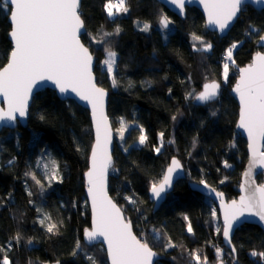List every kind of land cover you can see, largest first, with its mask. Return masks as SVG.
I'll list each match as a JSON object with an SVG mask.
<instances>
[{
  "label": "trees",
  "instance_id": "trees-1",
  "mask_svg": "<svg viewBox=\"0 0 264 264\" xmlns=\"http://www.w3.org/2000/svg\"><path fill=\"white\" fill-rule=\"evenodd\" d=\"M106 2L82 0L80 11L87 30L81 39L96 58L97 82L109 91L108 115L114 131L118 119L123 118L128 126L122 146L115 139L109 193L131 221L136 235L161 255L155 264H196L190 253L197 250L202 259L207 256L208 263L213 264L218 260L216 247L224 251L225 263L232 264L233 256L222 243L221 233H216L211 217L216 206L191 190L188 181L203 179L223 191L227 199L238 194L247 158L245 140L234 131L238 106L229 92L238 72L229 75L224 85L218 58L231 43L238 42L233 52V66L238 71L251 61L253 53L263 50L256 41L264 33V9L247 5L230 31L219 37L206 29L201 13L193 7H188L185 19H180L156 0H126L129 11L110 19L104 9ZM162 15L172 20L171 29H161ZM7 18L0 11V68L11 49ZM145 22L150 25L146 32L140 26ZM117 26L119 35L103 37L104 32H113ZM193 34L211 43L212 49L194 51ZM93 39H104L105 43H95ZM106 47L117 53L115 87L100 67ZM211 80L222 85L216 99L197 102L188 96L198 94L202 85ZM141 127L148 139L145 145H135ZM161 132L164 147L157 154L154 146L159 145ZM91 143L88 111L71 99H59L49 88L34 95L25 126L17 124L13 129L0 131V245L7 247L16 233L22 236L20 244L12 240V250L7 253L13 264H55L57 260L60 264H90L86 255L104 264L103 246H88L82 237L83 229L90 225L83 173L88 167ZM172 156L183 162L186 179L176 184L160 208L153 211L147 191L161 179ZM51 158L59 164L62 182L53 181L49 187L47 180L42 179V190L25 172H35L41 178L37 160L47 162ZM225 162L232 167H226ZM261 179L262 173L257 180L264 184ZM26 189L32 192L31 196ZM125 197H132L134 203ZM43 213L58 223L57 234H50L41 226ZM189 222L193 232L186 241L182 230ZM219 227L222 228L221 223ZM169 238L177 246L165 249ZM29 239L33 241L31 245L27 243ZM77 240L82 251L72 256ZM232 242L237 249V264H264L261 257L250 255L253 250L264 251L260 227L241 225Z\"/></svg>",
  "mask_w": 264,
  "mask_h": 264
},
{
  "label": "snow or ice",
  "instance_id": "snow-or-ice-1",
  "mask_svg": "<svg viewBox=\"0 0 264 264\" xmlns=\"http://www.w3.org/2000/svg\"><path fill=\"white\" fill-rule=\"evenodd\" d=\"M81 2L82 0H0V11H4L10 20L9 36L12 42L7 63L0 68V96L6 103V108L0 107V124L15 127L19 122L18 118H26L29 115V101L33 97L34 89L43 82H51L65 96L74 93L79 100L91 105L96 138L89 158L90 166L85 175L88 185L87 192L91 200L92 226L84 230V238L89 244L102 238V243L107 245V256L111 264H153V258L157 253L146 240L137 238L133 234L131 221L127 220L122 209L113 202L107 192V173L112 167V157L109 151L111 129L104 112L106 92L104 88L98 87L95 83L92 72L93 57L89 48L81 43V35L87 34L80 11ZM167 2L183 14L185 4L191 0H167ZM199 2L207 14V24L219 29L220 32L228 29L238 15L246 10L247 5H264V0H199ZM104 9L110 19L129 11L126 0H118V3L107 0ZM172 23L167 16H161L162 29H168ZM149 28L150 25L145 22L141 31L146 32ZM253 31L259 33L257 29ZM119 33L120 28L117 26L113 32H104L103 37L107 38L119 35ZM193 39L199 41L201 45L197 48L194 44V51L209 52L213 47L211 43H205L201 36L193 34ZM259 40L264 45V35H259ZM93 42L103 44L105 40L93 39ZM237 46V43L233 42L226 49L222 72L224 82L228 80L229 62L234 64L233 50ZM105 51L107 58L103 64L115 87L117 84L115 76L117 53L111 47H106ZM239 73V80L233 91L238 95L240 103L238 127L248 135L252 156L249 170L244 175L246 178H251L252 169L257 165L264 169V151H260L258 147V143L264 141V52L257 51L252 62L247 67L240 68ZM219 89L220 84L211 81L205 83L203 90L198 94L189 93L188 96L200 102H209L217 98ZM173 119L175 120V117ZM120 124L117 131L123 140L128 126L123 118ZM163 135L162 132L159 134V146H154L157 154H160L164 147ZM147 139L141 127L138 144L145 145ZM193 147H195V140ZM13 162L14 158L9 160L8 164L11 165ZM225 166L230 167L227 162ZM37 167L43 168L45 173L43 179L47 180L49 187L53 181L62 182L59 176V164L54 158L44 163L38 159ZM182 169L180 161L173 157L162 178L151 184L152 196L157 200L161 199L162 194H166L167 190L172 188L174 174H178ZM25 176L30 177L36 185L44 189L42 179L38 178L35 172H25ZM199 184L205 189H210V194H215L220 200L223 224L222 228H216V233L222 232L225 241L230 246V255L235 257L237 249L232 244L234 228L246 222L248 216L258 217L259 221L264 222V184L256 185L254 179H251V182L246 179L245 184L241 185L243 194L238 200L233 199L230 202H225L223 193L210 188L205 180L201 179ZM28 195L31 196L32 192L28 191ZM125 199L129 203H134L132 197H125ZM29 203L32 201L30 200ZM37 211L42 212L43 210L37 209ZM211 217L213 221L219 219L215 208L211 210ZM184 219L188 220L187 215ZM39 223L50 234L55 235L59 232L58 223L53 222L52 217L47 213H43V218ZM187 231L188 233L193 232L190 222L187 225ZM157 236H159L158 232ZM12 240L20 244L21 234L16 233ZM12 240L7 242V247L0 245V264H13L7 254L12 250ZM27 243L31 245L33 241L29 239ZM176 246L169 238L165 249ZM79 251H82V247L80 241L77 240L71 255L76 256ZM215 251L219 264H224L223 250L216 247ZM250 255L264 259V251L253 250ZM190 256L196 264H208L207 256L202 259L198 250L191 252ZM85 258L90 261V264H98L94 256L86 255ZM29 264L32 262L29 261ZM55 264H60V261L57 260Z\"/></svg>",
  "mask_w": 264,
  "mask_h": 264
},
{
  "label": "water",
  "instance_id": "water-1",
  "mask_svg": "<svg viewBox=\"0 0 264 264\" xmlns=\"http://www.w3.org/2000/svg\"><path fill=\"white\" fill-rule=\"evenodd\" d=\"M157 2L161 3L168 11H170L171 13H173L174 15H176L177 17H179L180 19H185L186 17V9L188 7H193V8H196L202 15L203 17V20H204V25L206 27L207 30L211 31V32H215L219 37H224L229 31L230 29L232 28V26L234 25V23L236 22L237 18L230 24L229 28L226 29L224 32H220L219 29L215 28L214 26H209L207 24V14L206 12L204 11V8H203V5L199 2V0H191V2H188L185 4V9H184V12L183 14H180L178 9H176V7L170 3L167 2V0H156ZM251 7H253L254 9L256 10H263L264 9V5H260V4H249ZM240 15V14H239ZM238 15V17H239ZM8 19V22L10 23V20L9 18ZM10 30H11V24H10ZM9 30V32H10ZM83 31V30H82ZM9 32H8V39L10 40V36H9ZM264 35V33L262 34ZM82 36V35H81ZM10 43H11V48H12V42L10 40ZM81 43H83L82 39H81ZM84 44V43H83ZM85 45V44H84ZM256 45L257 47L261 48V49H264V45L261 44L259 38L258 40L256 41ZM85 47H87L85 45ZM90 51V49H89ZM260 52H264V50H258ZM257 52V51H256ZM255 52V53H256ZM91 53V51H90ZM255 53L252 54V57H251V61L247 64H245L244 66L240 67V68H244V67H247L248 64H250L252 62V59L253 57L255 56ZM92 57H93V60H92V72H93V77H94V80H95V83L97 84L98 87H102L98 82H97V79H96V75L94 73V68H95V64H96V58L95 56L91 53ZM8 59V58H7ZM7 63V61H6ZM6 63L3 65L5 66ZM2 66V67H3ZM1 67V68H2ZM239 68V69H240ZM239 69H238V76L235 80V82L231 85L230 89H229V92L231 94V96L234 98V100L236 101L237 103V106H238V112H237V119H236V122H235V127H234V131L240 135L244 140H245V143H246V153H247V158H246V162L244 164V167H243V170L241 172V175H240V181H239V184L237 186V196L235 198H232V199H227L225 193L223 191H220L219 189H217L216 187H214L213 185L207 183L210 188H215L217 192H221L223 193V198L225 200V202H230L231 200L233 199H236L238 200L239 197L243 194L242 193V190H241V185L245 184V181L246 179L249 180V182H251V179H254L255 180V184L256 185H259L260 183L258 182L257 180V177L260 173H262V175L264 176V169L260 168L258 165L252 169V173H253V176L251 178H246L244 173L246 171L249 170V167H250V164H251V160H252V156H251V151L249 149V139H248V135L247 133L238 127V122H239V111H240V103H239V97L238 95L233 91V88L235 87L237 81L239 80ZM211 81H216L220 84V89H219V94H220V91H221V83L218 81V80H211ZM211 81H207L205 83H208V82H211ZM204 83V84H205ZM203 84V85H204ZM203 85H202V90H203ZM44 88H49V89H52L54 90L55 94L57 95V97L61 100H66V99H71L73 100L75 103H77L78 105H80L81 107H83L84 109H86L88 111V114H89V118H90V122H91V130H92V143H91V147H90V150H89V153H88V167L87 169L85 170V172L83 173V178H84V195H85V198H86V201H87V205H88V208H89V212H90V225L87 226L86 228L90 229L91 226H92V211H91V200L88 196V192H87V177L85 175V173L88 171L89 169V158H90V155H91V149H92V146L94 145L95 143V138H96V132H95V125H94V122H93V118H92V110H91V105H89L87 102L85 101H81L79 100L78 97L75 96L74 93H69L67 94V96H65L64 94H61L58 90V88H56L51 82H43L42 85H38L37 88L34 89V92H33V97L34 95L41 91L42 89ZM104 88V87H102ZM105 89V92H106V96H105V102H104V112H105V115L108 117V122H109V125H110V129H111V143L109 144V151H110V154H111V157H112V167H113V164H114V158H113V149H114V143H115V131H114V128L112 126V123H111V120H110V117L108 115V97H109V91ZM201 90V91H202ZM218 94V96H219ZM217 96V97H218ZM32 97V99H33ZM32 99L29 101V108L31 106V103H32ZM197 101V100H196ZM197 102H200V101H197ZM0 107H5L6 108V103L4 102V99L2 96H0ZM29 116V115H28ZM28 116L26 118H23V119H20L18 118V123L17 124H20L22 126H25L27 124V121H28ZM17 126V125H16ZM15 126V127H16ZM15 127H12L11 125H5V124H0V131L3 129V128H9V129H13ZM258 147L260 148V151H264V141H260L258 143ZM175 157L176 159H178L181 163V165L183 166V169L182 171H180L178 174H174V178H173V186L172 188L168 189L166 194H162V198L157 200L155 199L151 192H150V188L148 189L147 191V197H148V200L152 203V207H153V211H156L160 208V206L162 205V203L165 201L167 195L174 189L175 185L177 184V182L179 181H182V180H185L186 179V169H185V166L183 164V162L181 161V159L177 156H172L170 159H169V163L167 164V166L165 167L164 169V172L166 170V168L169 166V164L171 163V159ZM110 167L108 169V173H107V192H108V195L109 197L113 200V202L115 204H117L118 207H120V205L113 199V197L111 196V194L109 193V173H110V169L112 168ZM164 174V173H163ZM163 176V175H162ZM162 178V177H161ZM188 186L191 190L197 192V193H200L201 195L209 198L213 203L214 205L216 206L217 208V211H218V214H219V218H220V222L221 224H223V218H222V214L220 212V200L218 198H216L215 194H210V189H205L202 185L199 184V181H191L189 180L188 181ZM121 208V207H120ZM122 209V208H121ZM122 212H123V215H124V211L122 209ZM125 216V215H124ZM128 220V219H127ZM132 224V223H131ZM243 224H254V225H257L258 227H260V229L262 230L263 234H264V222H261L259 221V218L258 217H255V216H248L246 217V222L236 226L234 228V231H233V234H232V239H233V236L236 232V230ZM84 228L83 229V233H82V237H83V241L86 245L88 246H92V245H96V244H101L105 250V253H106V261H107V264H111V261L110 259L108 258L107 256V245L105 243H102V238H100L99 240L93 242L92 244H89L85 238H84V230L86 229ZM132 231H133V234L136 235L134 229H133V226H132ZM137 236V235H136ZM137 238H139L137 236ZM221 238H222V243L224 244V246L231 252V249H230V246L227 244V242L225 241L223 235H222V232H221ZM233 244V242H232ZM234 245V244H233ZM150 246V245H149ZM152 248V247H151ZM153 249V248H152ZM154 252L157 253V255L153 258V264L156 263L157 260L160 259L161 255L159 254V252H157L155 249H153ZM234 261L232 262V264H237V252L235 254V257H233ZM215 264H219V262L217 261ZM224 264L225 261H224Z\"/></svg>",
  "mask_w": 264,
  "mask_h": 264
},
{
  "label": "rangeland",
  "instance_id": "rangeland-1",
  "mask_svg": "<svg viewBox=\"0 0 264 264\" xmlns=\"http://www.w3.org/2000/svg\"><path fill=\"white\" fill-rule=\"evenodd\" d=\"M115 1H117V0H113L112 2L113 3H115ZM114 11H115V9H114ZM163 16H165V15H163ZM172 21V20H171ZM143 24L144 23H142L140 26H141V28L143 27ZM159 24H160V22H159ZM161 27V26H160ZM173 27V23L172 24H170L169 25V27H168V29H171ZM162 29V28H161ZM162 30H167V29H162ZM253 30V29H252ZM195 42V44H197V45H200V42L199 41H194ZM204 42L205 43H207V41H205L204 40ZM237 43V45H238V42H236ZM232 44V43H231ZM231 44L228 46V47H230L231 46ZM201 46V45H200ZM227 47V48H228ZM226 48V49H227ZM235 50V49H234ZM234 50H233V52H234ZM264 50V49H263ZM225 52H226V50H225ZM225 57H226V53H223V54H221L220 55V58L221 59H224V61H223V63L225 62ZM107 58V54H106V51L104 52V56H103V58L101 59V62H100V67H101V69H104L105 71H106V67L104 66V64H103V61L105 60ZM223 63L221 64L222 65V71H221V82L225 85V83L226 82H224V80H223V77H222V72H223ZM233 65H235V64H233V63H231V62H229V75H232V74H235V73H237L238 71H237V69L233 66ZM107 72V71H106ZM107 74H108V72H107ZM109 75V74H108ZM109 77L111 78V76L109 75ZM194 101V100H193ZM120 119H118L117 120V122H118V125H117V127H116V129H115V132H116V135H115V139H116V142H118V144L120 145V146H122V144H123V140L120 138V136H119V134H118V129L120 128V126H121V124H120ZM136 125H134V126H132V127H135ZM132 134L134 135L135 134V128H132ZM126 133V132H125ZM125 133H124V136H125ZM138 140V139H137ZM137 140L135 141V145H139L138 144V142H137ZM159 144H160V140H159ZM159 146V145H158ZM43 158V157H42ZM41 160V163H44V162H46V161H44V160H42V159H40ZM225 164V163H224ZM228 165H230V168L232 167V164H228ZM39 176L41 177V179H43L44 178V175H45V173H44V170H43V168L42 167H39ZM264 176L262 175V179L261 180H263L264 181V178H263ZM180 182L181 181H179V182H177V184H180ZM218 216V215H217ZM219 217V216H218ZM214 223H215V227H219V223H221L220 222V218L218 219V220H216V221H214ZM222 225V224H221ZM183 233H182V237H183V239L184 240H186L187 241V239H188V237H187V235L189 234L188 233V231H187V226H183ZM156 239L158 238V237H155ZM222 259H223V261H225L226 262V257H225V254H224V251H223V255H222ZM218 260H216V261H214L215 263L217 262ZM234 261V260H233ZM215 263H213V264H215ZM102 264V263H101ZM104 264H107V261H106V258H105V262H104ZM209 264V263H208Z\"/></svg>",
  "mask_w": 264,
  "mask_h": 264
},
{
  "label": "built area",
  "instance_id": "built-area-1",
  "mask_svg": "<svg viewBox=\"0 0 264 264\" xmlns=\"http://www.w3.org/2000/svg\"><path fill=\"white\" fill-rule=\"evenodd\" d=\"M115 3H118V0L117 1H115ZM218 61H219V63H223V61H224V59H221L220 57L218 58Z\"/></svg>",
  "mask_w": 264,
  "mask_h": 264
}]
</instances>
